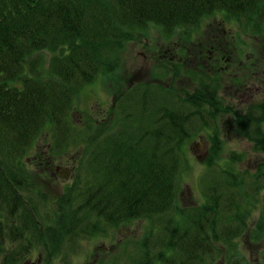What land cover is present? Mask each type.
<instances>
[{
	"label": "trees",
	"instance_id": "obj_1",
	"mask_svg": "<svg viewBox=\"0 0 264 264\" xmlns=\"http://www.w3.org/2000/svg\"><path fill=\"white\" fill-rule=\"evenodd\" d=\"M211 19L215 36L196 42ZM152 27L168 42L156 65L168 84L129 89L100 120L89 114L71 133L75 100L114 74L126 45L143 42L139 36ZM249 35L263 42L264 0H0V138L13 147L9 161L0 150V198L9 218L22 212L27 223L52 231L48 245L32 232V245L12 256L15 264L40 247L51 262L66 242L68 263L85 239L114 243L116 235L120 249L109 264H264V163L243 170L244 154L231 152L220 164L224 145L237 137L264 154V101L244 115L220 96L229 90L221 80L233 85V60L241 61L238 88L254 85L240 57ZM258 47L264 51V42ZM45 51L51 57L43 68L37 56ZM223 55L228 71L230 63L217 60ZM45 126L57 131L50 159L73 142L79 151L74 185L59 200L36 199L25 169V152ZM196 135L210 150L203 188L185 204L182 160ZM4 239L0 228V250Z\"/></svg>",
	"mask_w": 264,
	"mask_h": 264
},
{
	"label": "rangeland",
	"instance_id": "obj_2",
	"mask_svg": "<svg viewBox=\"0 0 264 264\" xmlns=\"http://www.w3.org/2000/svg\"><path fill=\"white\" fill-rule=\"evenodd\" d=\"M213 22L214 20L211 19L203 24L202 31L198 33L199 36L196 42L201 43L203 40H206V37L211 38L215 36L214 29H212ZM224 27L226 30L230 28ZM217 30L222 32L219 28ZM139 37L143 42H130L120 53V63H118V70L114 74L105 75L95 80L87 93V97H85L84 93L75 100V111L70 116V122L74 125V127H70L71 133L75 134V132H80L81 127L78 128L75 124L83 123V120H85L89 114L93 118L100 120L101 117H103L101 111L105 110V113L108 112L115 101L120 98V95L128 92L129 89L137 86H147L158 91V85L168 84L167 78L161 76L159 79L158 74L162 75V73H159L156 68L159 49L164 45L165 49L167 48V40L163 37L162 32L154 27H152L145 39L142 35ZM177 38L178 36L175 37V39ZM244 40L246 51L242 53L240 50V57L248 67L246 69L247 73L245 72L243 74L248 75L250 80L255 83L256 87L252 89V86H246L245 90H240L239 103L236 102L239 104V107L234 105L235 103L232 102L231 98L225 97L224 101L226 104H233V107L238 109L236 112L245 115L256 103L264 101V66L261 64L264 61L260 59L264 57V51L258 49V46L264 42V38L261 39L263 41L262 43H258L253 35L246 36ZM233 56H236L234 52L232 53V57ZM39 57H42V61L44 62L41 61L43 68L48 67V62L51 57L49 52H41L38 54L37 58ZM228 67H231V63ZM224 84L225 82L221 80L220 85ZM91 91H93L94 94ZM230 91L229 89L228 92ZM157 96L163 101L162 95L157 93ZM158 98H154L151 102L158 101ZM223 122L224 120H220V124L224 125ZM76 128L78 129L75 130ZM56 132H54L52 128L45 126L40 130L36 142L30 148L31 150H29L30 153L28 154V152H25V169L30 186L29 188L37 190L36 199L42 198V196H50L58 200L62 199L68 193V189L71 185H74V179L79 172L78 161L75 159L79 151L74 145V142L72 143L71 151L67 149V151L62 154L53 155L52 159L48 157L50 156L49 152L51 150L49 147L51 143L50 140L56 137ZM80 139L85 140V136H81ZM24 143L23 140L22 149L26 151V144ZM63 144L64 141H62V145ZM253 148L254 146L250 144L248 140L239 137L234 138L224 145V152L221 156L222 160H220V164L225 165L228 162L231 152H237L238 154L242 153L244 154L243 158L245 161L240 165V168L243 170L245 168H250L251 171L257 172L259 168L258 164L264 163V154L254 153ZM0 150L3 153L4 161H9L10 151L13 152L11 142L8 141L6 143L0 138ZM209 150V141L205 136L200 135L194 136L188 141L184 148V157L182 161H186V163L184 166L185 171L181 178V194L183 203L185 202V204L193 203L194 199L197 198L195 196H198L201 192L200 189L203 188L202 178L205 174L206 167L204 162L209 155ZM234 160L236 159L234 158ZM57 167H60L61 171L68 170L70 172V178L64 179L59 177V174L56 173ZM206 174L209 175L210 173L207 172ZM23 175H25V173ZM196 190H199L198 194L195 192ZM30 194L29 192L27 193L28 196ZM24 196V194L23 196L21 195V197ZM6 212L9 213L10 208L6 203L2 202L0 198V228H2L3 237L5 238L3 240L4 244L0 250V264L8 262H13V264H15L16 259L12 256L15 255L16 250H24L22 246L26 247V245H32V237L39 232L43 238L44 244L48 245L49 238L46 232L51 233L52 231L42 226L27 223L26 220L20 218L23 214L22 212L15 214L11 218L8 217V214H5ZM47 216L48 212L46 213V217ZM28 220L29 218H27V221ZM50 228L56 229V227L52 225H50ZM32 232H35V234H32ZM133 232L138 233L135 228ZM18 235L21 241H17ZM115 238L116 240L114 243L112 238L85 239L81 243L82 249L77 250L73 259L71 255L67 257L68 263H65L62 259L69 247V243L66 242L64 246L59 247L57 255L51 262H49V257L45 258L44 255L47 248L40 247L26 255L22 260H19L20 262L18 264H27L28 262H33V264H109V262L116 258L118 255L117 251L120 249L119 242L122 236L116 235ZM263 245L264 241L260 243L259 249H261ZM103 247L108 248L109 251L102 253L101 250Z\"/></svg>",
	"mask_w": 264,
	"mask_h": 264
},
{
	"label": "flooded vegetation",
	"instance_id": "obj_3",
	"mask_svg": "<svg viewBox=\"0 0 264 264\" xmlns=\"http://www.w3.org/2000/svg\"><path fill=\"white\" fill-rule=\"evenodd\" d=\"M214 49L212 48V61H214ZM228 59H230V58H226L224 55L223 56H221L219 59H217L218 61H220L221 62V60H226L227 62H229V63H231V60L229 61ZM254 67V66H253ZM231 69V67H227L226 68V71H228V70H230ZM233 72H234V75H233V82H235V83H233V85H229V82L227 81V79L224 81L225 82V84L224 85H220V86H223V89H224V86H226V87H229V89L230 88H232L233 86H234V89H235V91H234V98H233V100H232V102L233 103H235L234 105L236 106V107H239V93H240V88H238V86H240L237 82H238V79H237V77H239L240 76V74H241V61H237V60H233ZM234 79H236V81L234 80ZM249 82L250 83H253L254 85L252 86L253 88H255L256 87V85H255V83L254 82H252L251 80H250V78H249ZM225 92H222L221 91V93H220V96H226L227 98H230L229 97V95H226V94H230V92H228V93H226V94H224ZM225 99V98H224ZM236 102H238V103H236ZM56 173L57 174H59V177H61V178H64V179H69L70 178V172L68 171V170H63V171H61V169H60V167H57V169H56ZM37 194V193H36ZM27 264H33V262H28Z\"/></svg>",
	"mask_w": 264,
	"mask_h": 264
}]
</instances>
